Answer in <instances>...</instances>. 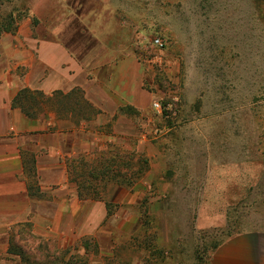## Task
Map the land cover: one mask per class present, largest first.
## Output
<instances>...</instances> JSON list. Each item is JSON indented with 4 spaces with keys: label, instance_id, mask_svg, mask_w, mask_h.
I'll list each match as a JSON object with an SVG mask.
<instances>
[{
    "label": "rangeland",
    "instance_id": "1",
    "mask_svg": "<svg viewBox=\"0 0 264 264\" xmlns=\"http://www.w3.org/2000/svg\"><path fill=\"white\" fill-rule=\"evenodd\" d=\"M53 1L0 0V30L17 31L26 17L33 28L38 16L50 24ZM67 1L73 13L108 10L109 24L116 12L117 43L153 57L149 87L162 109L150 102L135 114L140 150L113 162L121 177L102 193L108 189L110 197L121 187L128 193L107 204L113 214L101 223L105 232L67 246L19 223L10 236L13 253L2 264H206L228 236L264 230V3ZM81 33L66 39L77 53V38L88 43L89 34ZM154 37L163 38V48L152 44ZM165 55L177 67L160 64ZM134 173L140 182L119 183ZM147 177L150 184L142 182Z\"/></svg>",
    "mask_w": 264,
    "mask_h": 264
},
{
    "label": "crops",
    "instance_id": "2",
    "mask_svg": "<svg viewBox=\"0 0 264 264\" xmlns=\"http://www.w3.org/2000/svg\"><path fill=\"white\" fill-rule=\"evenodd\" d=\"M83 4L97 7L91 1ZM71 10L69 1L55 0L50 24L36 15L34 28L26 17L14 33H0V264L9 254L17 224L69 246L81 235L105 232L101 223L113 214L108 202L128 193L121 187L110 197L108 189L103 194L100 188L80 194L79 178L70 172L78 156L90 165L106 160L109 150H140L134 117L154 97L149 87L153 57L117 43L114 32L120 19L114 10L111 24L108 10ZM83 30L88 43L77 38V53L66 39ZM158 58L164 67H177L172 56ZM23 89L36 94L34 102L24 100L28 111L15 102ZM98 178L94 183L100 185L108 179ZM140 179H131V184ZM206 264H264V230L228 236L213 248Z\"/></svg>",
    "mask_w": 264,
    "mask_h": 264
},
{
    "label": "trees",
    "instance_id": "3",
    "mask_svg": "<svg viewBox=\"0 0 264 264\" xmlns=\"http://www.w3.org/2000/svg\"><path fill=\"white\" fill-rule=\"evenodd\" d=\"M257 3V5H259V1H262L264 3V0H255ZM11 20V19H10ZM16 30V26H11V27H5L4 29L0 30L1 32H15ZM26 102H34L36 100V94L33 91H29L28 89H23L21 91H19L17 93V96L15 97V102L17 104H19L21 106V108L24 111H28V107L25 105V101ZM28 104V103H26ZM119 152L117 151H113V150H109L108 152V157L106 160H96V161H91L90 165L88 160L84 161L82 156H78V158L76 159L77 161V165L76 167L71 168V175L72 173L79 178L78 180V187H79V192L80 194L83 193L82 191L84 190H88V192H95L97 191L99 188L100 190H103L105 188V185H107V182H110L113 180V178L115 177V175L119 174L118 170L113 169V162H115V159H119L120 157L118 156ZM122 160V159H120ZM143 163H145V160L142 161ZM113 164V165H112ZM120 174H123V176L126 175V173L123 171ZM98 176H101L100 179L104 178L105 176L108 178L106 181V183H102L100 184H95L94 180L99 179ZM119 176V175H118ZM121 177V175L119 176ZM137 174L134 173V175H132V179L137 178ZM121 184L125 183V184H131L132 182L129 180H126V178L124 177L123 180H121V182H119ZM110 203V202H108ZM9 253H13L12 249L9 248L8 250Z\"/></svg>",
    "mask_w": 264,
    "mask_h": 264
},
{
    "label": "built area",
    "instance_id": "4",
    "mask_svg": "<svg viewBox=\"0 0 264 264\" xmlns=\"http://www.w3.org/2000/svg\"><path fill=\"white\" fill-rule=\"evenodd\" d=\"M152 44L159 47V48H163L164 47V40L163 38H160V37H154L152 39ZM151 106L153 109H155L156 111H161L162 107L159 103V101L157 99H153L151 101Z\"/></svg>",
    "mask_w": 264,
    "mask_h": 264
}]
</instances>
